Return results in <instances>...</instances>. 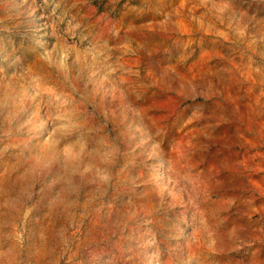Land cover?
I'll list each match as a JSON object with an SVG mask.
<instances>
[{
    "label": "rangeland",
    "instance_id": "1",
    "mask_svg": "<svg viewBox=\"0 0 264 264\" xmlns=\"http://www.w3.org/2000/svg\"><path fill=\"white\" fill-rule=\"evenodd\" d=\"M0 264H264V0H0Z\"/></svg>",
    "mask_w": 264,
    "mask_h": 264
}]
</instances>
